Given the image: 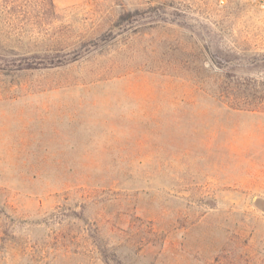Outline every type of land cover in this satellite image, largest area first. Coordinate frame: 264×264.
<instances>
[{"label":"rangeland","instance_id":"1","mask_svg":"<svg viewBox=\"0 0 264 264\" xmlns=\"http://www.w3.org/2000/svg\"><path fill=\"white\" fill-rule=\"evenodd\" d=\"M0 264H264V0H0Z\"/></svg>","mask_w":264,"mask_h":264}]
</instances>
